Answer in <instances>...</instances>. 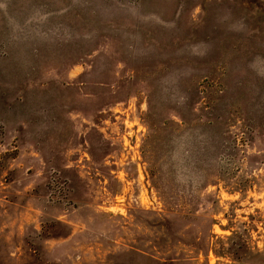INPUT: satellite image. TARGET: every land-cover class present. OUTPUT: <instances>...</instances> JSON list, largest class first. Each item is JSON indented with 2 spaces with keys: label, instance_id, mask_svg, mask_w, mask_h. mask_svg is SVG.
I'll return each instance as SVG.
<instances>
[{
  "label": "rangeland",
  "instance_id": "rangeland-1",
  "mask_svg": "<svg viewBox=\"0 0 264 264\" xmlns=\"http://www.w3.org/2000/svg\"><path fill=\"white\" fill-rule=\"evenodd\" d=\"M0 264H264V0H0Z\"/></svg>",
  "mask_w": 264,
  "mask_h": 264
}]
</instances>
